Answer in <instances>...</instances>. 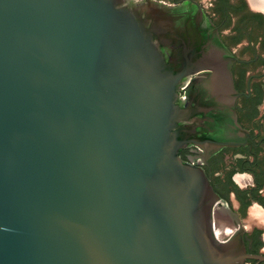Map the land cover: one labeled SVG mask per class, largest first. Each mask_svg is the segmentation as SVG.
<instances>
[{"label":"water","instance_id":"1","mask_svg":"<svg viewBox=\"0 0 264 264\" xmlns=\"http://www.w3.org/2000/svg\"><path fill=\"white\" fill-rule=\"evenodd\" d=\"M235 61L195 0H0V264L259 258L182 157L247 144Z\"/></svg>","mask_w":264,"mask_h":264},{"label":"flooded vegetation","instance_id":"2","mask_svg":"<svg viewBox=\"0 0 264 264\" xmlns=\"http://www.w3.org/2000/svg\"><path fill=\"white\" fill-rule=\"evenodd\" d=\"M178 4L184 0H157ZM218 28L235 56L233 79L239 94L237 116L249 132L247 144L224 147L206 161L191 149L182 157L199 158L222 199L215 210L217 226H230L225 240L244 230L246 264H264V0H195ZM263 213V214H262Z\"/></svg>","mask_w":264,"mask_h":264},{"label":"bare ground","instance_id":"3","mask_svg":"<svg viewBox=\"0 0 264 264\" xmlns=\"http://www.w3.org/2000/svg\"><path fill=\"white\" fill-rule=\"evenodd\" d=\"M263 214V213H262Z\"/></svg>","mask_w":264,"mask_h":264}]
</instances>
